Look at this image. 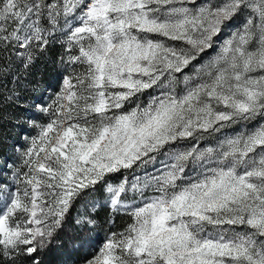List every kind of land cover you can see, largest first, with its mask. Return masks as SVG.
I'll return each mask as SVG.
<instances>
[{"label":"snow or ice","instance_id":"6c2138e0","mask_svg":"<svg viewBox=\"0 0 264 264\" xmlns=\"http://www.w3.org/2000/svg\"><path fill=\"white\" fill-rule=\"evenodd\" d=\"M56 43L0 181V264H42L98 187L112 218L78 264H264V0H0V51Z\"/></svg>","mask_w":264,"mask_h":264},{"label":"trees","instance_id":"16d2710c","mask_svg":"<svg viewBox=\"0 0 264 264\" xmlns=\"http://www.w3.org/2000/svg\"><path fill=\"white\" fill-rule=\"evenodd\" d=\"M17 51L23 50L0 51V170L2 163L7 161L6 153L14 145L21 150L25 147L20 135H30L26 119L37 122L46 119L34 110V105L38 101L47 104L65 74L59 64L63 53L59 43L50 45L44 52L34 51L33 60L27 67ZM16 162L14 160L12 164ZM103 197V189L98 187L95 192L76 201L52 243L41 254L42 264H78L86 254L85 241L95 243L105 238L112 213L105 206ZM82 217H91L96 221L95 225L82 228L77 224ZM127 219L126 216L116 215L115 227H123Z\"/></svg>","mask_w":264,"mask_h":264},{"label":"rangeland","instance_id":"374dc122","mask_svg":"<svg viewBox=\"0 0 264 264\" xmlns=\"http://www.w3.org/2000/svg\"><path fill=\"white\" fill-rule=\"evenodd\" d=\"M34 110L37 111V109L35 107H34ZM28 122L29 121L26 119L25 124L28 126L27 129L29 130L30 135L26 136V137L30 138L32 135L35 134V132H34V129L29 126ZM20 127H21V125H20ZM26 137H23V134L20 135V139H22L23 142L25 143V147L27 144V141L25 139ZM17 149H19V148L14 145L13 149L11 151H8L5 155V157H7V161L5 160L2 163V169H1L2 171H0V179H3V181L7 179V177L10 175V172H11V168L6 167V162L8 164H12L14 160L17 161V159H16V158H18L17 157L18 156Z\"/></svg>","mask_w":264,"mask_h":264}]
</instances>
